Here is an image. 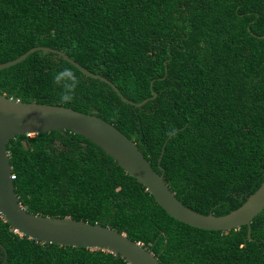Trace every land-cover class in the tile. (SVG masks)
<instances>
[{
	"label": "trees",
	"instance_id": "1",
	"mask_svg": "<svg viewBox=\"0 0 264 264\" xmlns=\"http://www.w3.org/2000/svg\"><path fill=\"white\" fill-rule=\"evenodd\" d=\"M39 45L67 52L119 90L38 50L0 69L1 93L114 124L198 212L225 215L261 186L264 0H0V63ZM64 68L80 80L70 102L54 82ZM7 146L16 193L32 213L115 228L161 264H264V210L251 235L248 225L198 228L171 216L81 134H21ZM0 243V264H130L120 254L21 235L1 213Z\"/></svg>",
	"mask_w": 264,
	"mask_h": 264
},
{
	"label": "water",
	"instance_id": "2",
	"mask_svg": "<svg viewBox=\"0 0 264 264\" xmlns=\"http://www.w3.org/2000/svg\"><path fill=\"white\" fill-rule=\"evenodd\" d=\"M53 52L74 64L85 74L117 86L105 76L88 70L67 52L50 47L35 46L19 57L0 63V69L25 60L31 53ZM157 94L155 93L154 96ZM125 99L134 104V101ZM148 99L137 103L142 105ZM71 130L99 145L130 175L146 186L156 201L173 217L194 227L208 230H231L248 225L264 210V181L238 208L225 215L204 214L185 205L140 150L136 142L104 118L72 107L40 102H25L0 92V213L14 230L46 244L71 245L120 254L130 264H161L144 243L131 239L126 233L98 223L35 214L22 204L13 181V167L8 143L21 134H37L52 130ZM4 249V245L0 243ZM7 260V251L6 259Z\"/></svg>",
	"mask_w": 264,
	"mask_h": 264
},
{
	"label": "clouds",
	"instance_id": "3",
	"mask_svg": "<svg viewBox=\"0 0 264 264\" xmlns=\"http://www.w3.org/2000/svg\"><path fill=\"white\" fill-rule=\"evenodd\" d=\"M54 82L56 83L57 86L62 88L61 99L70 102L74 96L78 84L80 83V80L73 73L71 69L64 68L55 75ZM27 135H34V134H27Z\"/></svg>",
	"mask_w": 264,
	"mask_h": 264
},
{
	"label": "built area",
	"instance_id": "4",
	"mask_svg": "<svg viewBox=\"0 0 264 264\" xmlns=\"http://www.w3.org/2000/svg\"><path fill=\"white\" fill-rule=\"evenodd\" d=\"M15 177V175H13V178Z\"/></svg>",
	"mask_w": 264,
	"mask_h": 264
}]
</instances>
